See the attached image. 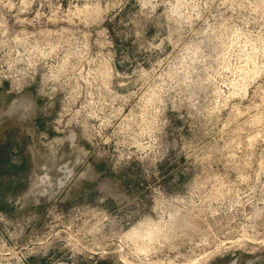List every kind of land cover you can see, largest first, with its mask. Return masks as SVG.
Returning <instances> with one entry per match:
<instances>
[{
  "label": "rangeland",
  "instance_id": "374dc122",
  "mask_svg": "<svg viewBox=\"0 0 264 264\" xmlns=\"http://www.w3.org/2000/svg\"><path fill=\"white\" fill-rule=\"evenodd\" d=\"M0 264H264V0H0Z\"/></svg>",
  "mask_w": 264,
  "mask_h": 264
},
{
  "label": "bare ground",
  "instance_id": "6f19581e",
  "mask_svg": "<svg viewBox=\"0 0 264 264\" xmlns=\"http://www.w3.org/2000/svg\"><path fill=\"white\" fill-rule=\"evenodd\" d=\"M141 232H142V231H141ZM144 234L150 235L151 233H150V232H147V233H144ZM151 235H152V234H151ZM147 237H148V236H147ZM151 238H152V236H151ZM151 238H150V239H151ZM194 260H195V259H194ZM194 260H193V261H194ZM191 262H192V261H191Z\"/></svg>",
  "mask_w": 264,
  "mask_h": 264
}]
</instances>
